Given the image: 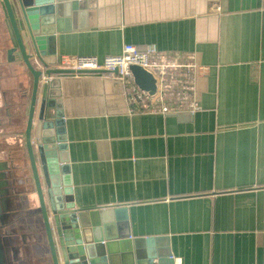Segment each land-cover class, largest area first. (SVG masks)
<instances>
[{
    "label": "crops",
    "instance_id": "0c3cea01",
    "mask_svg": "<svg viewBox=\"0 0 264 264\" xmlns=\"http://www.w3.org/2000/svg\"><path fill=\"white\" fill-rule=\"evenodd\" d=\"M82 1L60 18L56 61L101 62L130 44L208 71L196 81L193 116L131 106L103 72L61 79L75 207L124 209L115 223L128 238H165L173 264H264V0ZM11 38L0 2V89L8 94L30 81L7 59ZM17 144L29 175L23 138ZM27 189L39 229L30 251L45 239Z\"/></svg>",
    "mask_w": 264,
    "mask_h": 264
},
{
    "label": "water",
    "instance_id": "95a60500",
    "mask_svg": "<svg viewBox=\"0 0 264 264\" xmlns=\"http://www.w3.org/2000/svg\"><path fill=\"white\" fill-rule=\"evenodd\" d=\"M0 2L13 42L7 59L30 78L12 94L0 89V264H173L165 238H128L126 225L115 223L124 209L74 205L59 91L61 79L73 71L53 68L54 36L66 10L83 1ZM129 69L141 90L154 93L150 74L138 66ZM18 138H23L29 175L18 158ZM28 187L38 203L45 239V247L37 244L30 251L14 235L11 209L18 195L31 193ZM29 252L35 258L30 263Z\"/></svg>",
    "mask_w": 264,
    "mask_h": 264
},
{
    "label": "built area",
    "instance_id": "2783aa9c",
    "mask_svg": "<svg viewBox=\"0 0 264 264\" xmlns=\"http://www.w3.org/2000/svg\"><path fill=\"white\" fill-rule=\"evenodd\" d=\"M130 66H138L152 76L154 93L141 90L134 83ZM53 68L73 71V75L103 72L124 86L131 106L159 114H176L186 109L191 116L199 110L196 81L208 71L193 58H168L152 46L139 49L130 44H124L119 55L106 56L101 62L94 56L62 55ZM39 69L43 71L44 67L39 65Z\"/></svg>",
    "mask_w": 264,
    "mask_h": 264
},
{
    "label": "flooded vegetation",
    "instance_id": "af4514ba",
    "mask_svg": "<svg viewBox=\"0 0 264 264\" xmlns=\"http://www.w3.org/2000/svg\"><path fill=\"white\" fill-rule=\"evenodd\" d=\"M16 209L13 217V231L19 244H25L29 249V235L39 234V229L34 225L33 210L29 204V193L18 195L15 200ZM36 231V233H34ZM20 237V238H19Z\"/></svg>",
    "mask_w": 264,
    "mask_h": 264
}]
</instances>
